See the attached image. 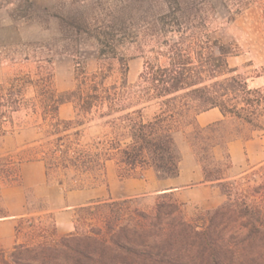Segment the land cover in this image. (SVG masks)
<instances>
[{"label":"rangeland","instance_id":"obj_1","mask_svg":"<svg viewBox=\"0 0 264 264\" xmlns=\"http://www.w3.org/2000/svg\"><path fill=\"white\" fill-rule=\"evenodd\" d=\"M178 0H0V85L8 84L18 76L31 75L47 71L53 75L56 89L60 93L74 89L76 74L84 68L88 73L98 69V52L107 47L128 61V81L130 85L138 82L143 72L149 48H141L130 36L123 35L125 30L144 31L160 23L171 7L183 9ZM193 15H197L198 25L206 19V35L224 43H236L240 48L238 57L229 59L231 68H238L251 90L264 89V0H185ZM171 5V6H170ZM120 31L110 40L103 36ZM109 38V40H108ZM112 39V38H111ZM133 41V42H130ZM115 68H117L115 66ZM119 80L115 71L111 82ZM238 88L237 85H234ZM230 107H243L242 100L232 97ZM73 105H65L60 113L61 119L73 117ZM159 114L157 107L144 111V119L152 120ZM24 119L23 117H21ZM101 122L92 123L85 128L73 129L70 135L81 131L80 144L85 149L94 150L93 141L109 129L100 128ZM182 124L175 135V153L180 159V169L197 165L202 170L213 193L199 192L203 186L199 183L188 185L186 198L190 202H180L172 195H146L130 200L102 199L86 209L79 210L75 216V232L62 236L57 230L52 216L37 214L21 220L16 228L15 245L5 252V261L12 260L11 253L18 249L15 261L21 264H73L71 258H80L81 254L94 255L98 258L129 259L135 264H154L143 262V256L150 248L162 242L158 230L152 225H161L167 229L174 219H186L199 226L210 219L207 212L233 203L260 201L264 195V165L253 167L245 172L229 177V163L226 159L218 160V154L225 153L228 142L235 139H250L264 135V118L255 124H248L236 118H227L222 124L206 130ZM20 139L21 149L14 150L13 139ZM39 139L38 130L29 125L17 129L5 138L0 148V161L17 164L26 162L31 156L28 149L37 148L51 141ZM127 142L124 147L129 145ZM156 158L146 156V165L139 168L132 177L125 179L146 180L148 172H154L160 179L165 173H158L153 165ZM119 178L127 171L115 162ZM12 174V173H11ZM74 172H52L53 182H68ZM5 176L2 183H13L17 177ZM90 189L101 188L105 184L91 178L86 182ZM192 191V192H191ZM216 194V195H215ZM206 200V206L198 204ZM35 210L42 209L41 204L34 205ZM152 232L146 241L136 240L133 244L126 236L139 237L141 227ZM152 229V230H151ZM240 233L247 231L242 223L236 227ZM74 236L75 239H64ZM92 239H104L96 243ZM134 253V254H133ZM133 254V255H132ZM0 255V264H4ZM130 263V262H129Z\"/></svg>","mask_w":264,"mask_h":264},{"label":"trees","instance_id":"obj_2","mask_svg":"<svg viewBox=\"0 0 264 264\" xmlns=\"http://www.w3.org/2000/svg\"><path fill=\"white\" fill-rule=\"evenodd\" d=\"M176 2L184 8L171 7L160 23L144 31L122 33L141 48H149L150 57L144 56L143 72L134 85L128 81V61L116 49L111 53L107 47L98 52L95 72L78 70L76 85L69 92L60 93L53 75L47 71H40L35 77L18 76L8 86L0 85V147L9 134L33 126L39 133L35 144L44 139L51 141L28 149L31 157L26 161H43L52 182L54 171L65 176L74 172L68 182L57 180V184L65 191H77L90 189L86 182L91 178L106 184L109 162L127 171L121 178L132 177L147 164L146 156L156 158L153 165L158 173L166 172L164 178L178 177L180 159L175 153V135L182 124L202 130L196 125L202 113L218 109L225 119L236 118L252 125L264 118V89L251 90L247 80L238 74L239 69L229 66V59L240 55L239 46L206 35V19L198 25L199 17L185 8L186 1ZM119 32L103 36L113 40ZM115 71L119 80L111 82ZM232 97L242 100L241 109L230 107ZM66 104L74 108L71 121L60 118V109ZM150 107H157L159 114L146 121L143 113ZM98 122L109 133L94 139L93 151L80 144L81 131L69 134L73 129ZM127 142L130 144L124 147ZM22 162L0 161V181L12 174L18 181L17 166ZM260 199L230 203L207 212L210 219L201 226L174 219L167 229H159V220L160 224L152 225V229L158 230L162 243L138 258L154 264H264V195ZM240 222L246 233L236 230ZM140 227L138 238L126 236L129 243L146 241L152 233ZM69 239L75 237L64 242L70 243ZM17 252L15 248L10 262L5 261L6 253L1 252L4 264H21L15 261ZM70 260L73 264L136 263L89 254Z\"/></svg>","mask_w":264,"mask_h":264},{"label":"crops","instance_id":"obj_3","mask_svg":"<svg viewBox=\"0 0 264 264\" xmlns=\"http://www.w3.org/2000/svg\"><path fill=\"white\" fill-rule=\"evenodd\" d=\"M74 117L73 109V117L70 116L64 120L71 121ZM225 121L220 110L213 109L200 114L196 119V125L206 130ZM12 143L15 151L21 149L19 138L13 139ZM217 156L218 160L228 161L229 177L237 176L250 168L262 166L264 165V135L232 140L227 143L225 153L221 152ZM110 163L112 162L106 165V184L103 189L77 191H65L52 182L48 177L46 164L41 160L18 164V181L6 184L0 182V248L9 249L15 245L16 228L19 222L30 216L51 215L57 232L66 236L75 232L76 213L92 206L96 200L102 199L106 202L115 199L130 200L146 195L169 194L180 202H190L186 198L189 192H185L189 189L188 185L199 183L203 186L199 192L211 194L213 190L208 185L222 182L207 183L202 170L197 165L180 169L176 178L160 179L156 173L148 172L146 180L134 178L123 180L119 178L118 168ZM37 203L43 207L38 211L34 208ZM198 204L206 206V200H201Z\"/></svg>","mask_w":264,"mask_h":264}]
</instances>
